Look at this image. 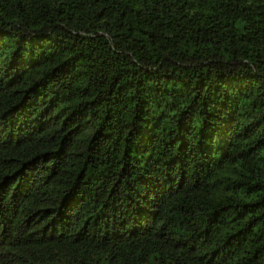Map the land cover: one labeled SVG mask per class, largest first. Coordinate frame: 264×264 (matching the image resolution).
I'll use <instances>...</instances> for the list:
<instances>
[{"label":"trees","instance_id":"16d2710c","mask_svg":"<svg viewBox=\"0 0 264 264\" xmlns=\"http://www.w3.org/2000/svg\"><path fill=\"white\" fill-rule=\"evenodd\" d=\"M0 264H264V0H0Z\"/></svg>","mask_w":264,"mask_h":264}]
</instances>
